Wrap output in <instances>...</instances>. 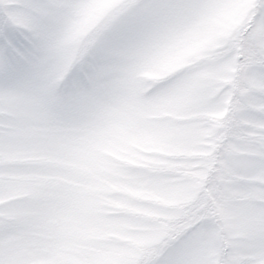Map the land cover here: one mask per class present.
I'll return each instance as SVG.
<instances>
[{
	"label": "clouds",
	"instance_id": "1",
	"mask_svg": "<svg viewBox=\"0 0 264 264\" xmlns=\"http://www.w3.org/2000/svg\"><path fill=\"white\" fill-rule=\"evenodd\" d=\"M244 2L164 14L151 0H42L24 25L32 58L0 78V119L17 145L0 162V251L20 264H155L169 249L189 264H232L264 239V197L242 163L253 87L234 51ZM224 108L231 140L205 179L215 200L183 209L203 223L188 236L182 218L150 225L145 207L176 212L166 202L182 200L187 164L202 159L185 153ZM161 148L172 166L152 163Z\"/></svg>",
	"mask_w": 264,
	"mask_h": 264
},
{
	"label": "snow or ice",
	"instance_id": "2",
	"mask_svg": "<svg viewBox=\"0 0 264 264\" xmlns=\"http://www.w3.org/2000/svg\"><path fill=\"white\" fill-rule=\"evenodd\" d=\"M193 2L194 0H151L150 8L157 13L180 14L191 11ZM41 4L42 0H0V78L11 81L32 58L31 37L24 25L31 19V15L40 9ZM243 11L248 27L243 31V37L234 49L235 59L239 62V66L253 77L251 81L253 87L248 94L252 108L245 113L244 130L248 140L247 152L242 163L246 180L253 193L264 197V111L260 110L264 109V89L260 88L261 82H264V0H245ZM227 103L228 101L225 100V104ZM227 113V108L211 113L210 115L217 119L216 125L203 134L204 138L199 142L200 147L185 153L202 159L187 164L190 170L185 174L190 180L185 185L182 200L166 202L174 205L176 212H171L167 207L148 206L143 209L150 225L166 229L173 225L175 220L182 218L183 235L188 236L203 223L202 218L197 214L184 212L183 209L185 205L194 204L202 194L215 200V191L205 183V179L216 164L215 153L221 148L222 143H229L231 140ZM216 129L221 131L217 132ZM6 131L9 136L14 134L11 126L6 128L5 122L0 119V162L5 155L11 157L17 151V145L6 138ZM172 134L183 136L185 130L178 127L172 130ZM158 151L162 155L152 158V163L172 166L174 162L167 157L173 153L165 151L164 148ZM201 165L206 170H198ZM225 170H229L228 165L225 166ZM0 264H20V261L11 252L5 254L0 251ZM130 264H136V261H130ZM155 264H189V262L173 249H169L163 257L155 261ZM195 264H203V261H197ZM232 264H264V239L256 240L248 247L246 254L242 258L234 259Z\"/></svg>",
	"mask_w": 264,
	"mask_h": 264
}]
</instances>
